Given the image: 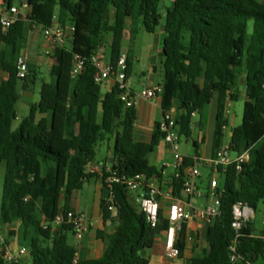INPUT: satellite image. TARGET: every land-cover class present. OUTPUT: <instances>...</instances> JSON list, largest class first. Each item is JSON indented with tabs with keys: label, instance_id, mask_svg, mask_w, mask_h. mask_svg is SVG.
Instances as JSON below:
<instances>
[{
	"label": "trees",
	"instance_id": "1",
	"mask_svg": "<svg viewBox=\"0 0 264 264\" xmlns=\"http://www.w3.org/2000/svg\"><path fill=\"white\" fill-rule=\"evenodd\" d=\"M4 1L12 6L13 0ZM160 7L161 0H29L26 21L44 28L56 18L60 27L72 28V35L54 50L53 82L42 83L38 103L29 105L28 115L16 129L12 125L19 84L27 89L35 74L17 77L25 20L19 17L8 29L0 26V66L7 75L0 83V166L4 170L0 222L4 227L18 224L10 235L27 250L31 264H150V250L168 224L163 221L151 228L123 182L112 186L114 211L101 201L103 220L116 226L99 259L77 261L76 250L68 242L72 225L54 227L53 221L59 211H70L73 193L94 177L85 168L94 160L99 143L113 140L114 162L108 166L117 177L160 178V172L149 165L150 154L162 143L159 123L149 143L137 141V112L125 107L116 86L101 93L102 84L95 83L89 63L102 47H108L112 64L117 61L124 49L127 21L130 42L141 31L153 34L163 20ZM163 26L158 99L162 112L177 111L181 137L190 139L192 114H202L216 97L213 148L217 151L227 124L222 118L227 96L235 102L240 88L247 95L231 144L234 153L248 151L249 161L239 171L235 165L218 169L219 215L208 224L204 254L187 264H232L229 248L237 235L240 258L234 264L264 260V229L255 236L249 223L240 233L231 226L237 203L253 211L261 205L264 211V0H174ZM75 55L85 60V69L72 78ZM125 55L128 75L129 56ZM37 115L42 117L37 120ZM182 183L183 176L172 179V195L184 201ZM98 236L103 238L102 233ZM176 248L180 259L185 224ZM0 264L23 262L6 263L0 253Z\"/></svg>",
	"mask_w": 264,
	"mask_h": 264
},
{
	"label": "built area",
	"instance_id": "2",
	"mask_svg": "<svg viewBox=\"0 0 264 264\" xmlns=\"http://www.w3.org/2000/svg\"><path fill=\"white\" fill-rule=\"evenodd\" d=\"M18 18L19 9L17 7H8L0 2V26L3 29L10 28ZM42 35L49 49L55 50L66 44L65 31L60 27L56 18H53L50 26L42 28ZM27 60L28 58L26 55H20L18 57L17 77L19 79H23L27 74ZM126 60L125 53H122L117 61L112 64L108 59L105 47H102L90 57L89 63L95 70V83L104 84L108 81H112L114 84L113 86H116L121 92L120 100L125 104V107L133 108L137 111L138 99L147 101L158 99L159 95L162 93V88L160 85H156L151 88H142L137 92L131 91L126 74ZM84 69L85 60L75 55L71 67V77H76L83 72ZM228 115L229 109L224 108L222 118L226 122ZM193 116L194 113L192 114V117ZM176 117L177 113L175 108L162 112V119L159 122V128L163 134L162 143L172 157L171 167L174 170L173 178L176 179L183 176V183L181 186L182 194H187L189 196L188 199L191 198L195 201L202 200L203 209L187 210V205L191 207V203L186 204L182 200L175 198L172 195V190L161 193L153 188L151 180H148L144 176H136L130 180L119 178L109 167L101 173V181L106 190L104 201L108 211H114L113 184L123 182L130 197L138 206L139 210L145 215L146 221L151 228H156L160 220L167 222L168 226L163 234L164 252L165 256L169 259H176L178 257L176 244L183 224L199 216L203 217L209 224L211 218L219 215V194L217 192L218 181L216 176L218 169L235 165L236 170L239 171L241 165L249 161L248 151H243L241 153H234L232 151V133L228 132L227 124L222 127V143L212 158L202 159L198 156H183L180 152L182 137L178 131ZM204 166L212 170L205 193L198 187L199 180L202 177L200 169ZM145 189L149 191L148 196L144 194ZM156 198L168 202V209L165 217H162L160 214L159 201ZM232 214L233 221L231 226L237 233H240L245 224L249 223L254 218V211L243 206L241 203H237L233 206ZM66 224L72 225L75 241L80 242L88 230V224L84 215L71 210L66 212L59 211L53 221L54 227H60ZM11 232L12 231H10V233ZM237 237L238 235L231 242L229 248L230 262L232 264L237 262L240 258L236 252ZM0 245V253L6 263L23 262L25 256L28 254L27 250L18 244L15 235L9 237V242L0 237ZM11 246L13 247L12 250Z\"/></svg>",
	"mask_w": 264,
	"mask_h": 264
},
{
	"label": "crops",
	"instance_id": "3",
	"mask_svg": "<svg viewBox=\"0 0 264 264\" xmlns=\"http://www.w3.org/2000/svg\"><path fill=\"white\" fill-rule=\"evenodd\" d=\"M173 1L174 0H161L160 14L163 20L159 28L153 34H148L153 38L152 42L150 40V42L148 41L152 45L150 49V55L148 57L143 58L141 54L136 53L135 49L134 51H132L134 57L133 60L137 62V65H140L141 62L144 65L143 70L139 72V68L133 69L132 64H130L127 79L129 88L133 92H137L142 88H151L153 86L160 85L162 81L163 71L160 62V53L162 51L163 42L165 38L163 26L164 17L166 11L171 7ZM0 2L3 5L7 6L4 0H0ZM12 6H15L19 9V17L25 20L27 14V6L23 4V0H13ZM55 14H57V9L55 10ZM129 28L130 21H127V32L125 37L126 40L124 41V49H126L125 53H127V55L129 52L127 43H130L128 33ZM63 29L66 34L67 43L71 38L72 28L66 26ZM141 34L145 33L141 31L137 35V37ZM137 37L133 41V46L138 40ZM53 53L54 50L49 49L44 41L42 35V28L31 24L25 20L23 25L20 55H26L28 58L27 65L31 71L28 70L27 72L36 74L37 72L41 71V69H45L50 76V69L54 64ZM134 54H137V56H134ZM138 74L141 76V80L135 83L134 77H137ZM6 78L7 75L2 71V68L0 66V83ZM243 78L241 79V84H243ZM52 82L53 79L50 76V80L47 83ZM102 85L105 86L106 93L110 91L114 84L112 81H108ZM238 98H243L244 102L247 99V95L244 91V88L239 89ZM233 103L234 102L231 101L230 97L227 96L224 108L229 109V115L227 117V130L230 133H232L234 129L229 127V119ZM208 108H210V111L207 116L208 118L206 121L203 122V113ZM205 110L202 112V114L194 113V116L192 117L193 128L191 137L193 132L196 131L198 133V138L197 140L192 142L193 153L188 154L182 153L180 151L183 156H198L202 159H210L216 153L213 148V133L217 113L216 97ZM136 112L137 119L135 122L134 136L139 142L149 143L151 141L154 125L156 123H159L162 119V111L160 109L159 99L149 101L144 99H138V110ZM41 117V115H37V120H39ZM197 117H199L198 120L196 119ZM195 144L196 146H194ZM109 148L110 147H108V149ZM109 156L110 158L107 164H109V161L112 159V148ZM171 163V154L163 145V143H160L157 149L149 156V165L156 168L160 172V178L151 179V183L153 188L160 191L161 193H165L167 191L172 190L171 181L173 179L174 170L171 167ZM107 167L109 166L103 163L97 165L94 160L90 164H88L85 168V173L93 174L94 177L86 181L79 190H76L69 201L70 210L79 214H83L88 224V230L84 234V237L80 242L75 241L74 233L71 232L73 239L72 244L70 245L76 250L77 261L99 259L104 252L107 236L111 235L114 232L116 226V222L109 220L104 221L101 212V201H103L106 197V190L104 189L101 182V173L104 172ZM200 170L202 172V175L204 170H207L210 172V174H212V170L206 166L202 167ZM1 175L4 178V170L2 166H0V176ZM216 176L218 181V175ZM156 199L159 201L160 214L162 217H165L168 209V202L166 200H160L159 198ZM183 202H185L186 204L191 203V207L187 205V210L203 209V202L202 204H200L199 201H195L191 198L187 200L184 199ZM17 226L18 224L14 223L4 227V234L6 238L2 237V235H0V237L9 242V237H11L10 231L16 230ZM249 226L251 227L253 234L255 236H258L253 231L251 221L249 222ZM207 229V221L200 216L193 218L187 223H185V248L183 251L182 258L180 259H169L165 256L164 234L161 233L156 238L154 245L150 250V264H187L191 258L195 256H202L205 250L207 249ZM98 233H102L103 238H100L98 236ZM28 261H30V259H28L27 261L23 260V264H28Z\"/></svg>",
	"mask_w": 264,
	"mask_h": 264
},
{
	"label": "rangeland",
	"instance_id": "4",
	"mask_svg": "<svg viewBox=\"0 0 264 264\" xmlns=\"http://www.w3.org/2000/svg\"><path fill=\"white\" fill-rule=\"evenodd\" d=\"M145 33V32H144ZM137 41L133 46V42L127 43V47L129 48L128 56H129V63L132 64L133 69L139 68V72L143 70L144 65L142 62L140 65H137V62L133 60V54L132 51H136V53L141 54L143 58L148 57L151 53V44L149 43L150 41L152 42V36H149L147 33L141 34L140 36L137 37ZM150 40V41H149ZM149 41V42H148ZM148 42V43H147ZM134 47V48H133ZM106 54L109 55V49L108 47H105ZM134 56H137V54H134ZM28 67V66H27ZM28 70H30L28 68ZM31 71V70H30ZM134 76V75H133ZM50 80L49 73L45 69H41V71L37 72L35 74V79L31 83L28 84V88L23 91L22 89V84H19L18 87V93H19V100L16 104L15 110H16V120L13 122L12 128L16 129L22 118L26 117L28 115V106L29 104H36L39 101V93L41 90V85L42 83H47ZM135 83H137L139 80H141V76L138 74L137 77H134ZM105 86H101V93H105ZM243 105H244V99L243 98H238L234 103L231 108V114H230V119H229V127L230 128H236L238 127L241 122H242V114H243ZM210 111V108L205 110L203 113V119L202 121L207 120L208 113ZM99 121H100V114H99ZM197 120L199 117L196 118ZM198 138V133L196 131L193 132L192 137L190 140H187L185 138L181 139L180 143V151L182 153H188L192 154L193 153V147H192V142L197 140ZM113 140L105 141L101 144H98L96 147V156H95V163L98 164H107L109 158H110V151L112 148ZM108 147H110L108 149ZM210 177V172L207 170L203 171V175L199 181L198 187L200 190L205 193L207 191V182ZM218 181L222 182V179L218 177ZM2 185H3V176H0V196H1V190H2ZM201 185V186H199ZM200 204H202V200L199 201ZM252 228L253 231L256 235H259L263 228H264V211L263 207L261 205L257 206V209L254 211V218L251 220ZM0 235L2 237H5L4 234V226L0 222ZM72 233L68 234V242L69 244H72ZM13 247L11 246V250ZM28 253V252H27ZM150 255V253H149ZM29 258L28 254L25 256L24 261H27ZM31 261H28V264H30ZM254 264H264V260L259 258Z\"/></svg>",
	"mask_w": 264,
	"mask_h": 264
},
{
	"label": "water",
	"instance_id": "5",
	"mask_svg": "<svg viewBox=\"0 0 264 264\" xmlns=\"http://www.w3.org/2000/svg\"><path fill=\"white\" fill-rule=\"evenodd\" d=\"M28 1L29 0H23V4L25 5V6H27V4H28ZM126 52V49H123L122 51H121V53H125ZM114 162V160H110L109 161V164H111V163H113ZM182 197L184 198V199H188L189 198V196L187 195V194H182ZM163 221L162 220H160V223H162ZM142 256H145V253H142Z\"/></svg>",
	"mask_w": 264,
	"mask_h": 264
}]
</instances>
